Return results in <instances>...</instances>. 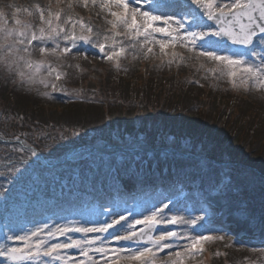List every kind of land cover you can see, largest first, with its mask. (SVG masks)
I'll list each match as a JSON object with an SVG mask.
<instances>
[{"label":"rangeland","instance_id":"1","mask_svg":"<svg viewBox=\"0 0 264 264\" xmlns=\"http://www.w3.org/2000/svg\"><path fill=\"white\" fill-rule=\"evenodd\" d=\"M169 1L173 0H164L162 2H159V0H140V3L134 6L140 7L145 11H153L155 7L158 8L159 12H166L169 15L175 14L177 19L181 18L182 12L192 10L198 17V24L194 25L191 17L184 18L185 28L180 29V37L183 43H181V40H177L175 42L176 46L167 48V55H164L160 52L157 43L145 44L141 48L139 42H136L135 46H132L133 41L122 35L114 37V39L118 42L116 44L117 48L120 46L125 47L124 55L118 59L108 60L105 57L113 46V29L108 21L113 20L114 17L107 10L101 8V0H96L95 4L92 3V0H88L86 6L84 0H0V27L17 28L18 25L15 24V20L19 19L22 23L31 25V28L28 29L29 35L32 31H36L37 35H39V28L41 27H44L47 32V25L41 23L39 14L35 11V5H40L46 9V19L48 18L47 9H50L53 13L60 12V21H56L53 18V25L59 24L65 29L58 36L53 34L51 38L45 36L43 41H33L32 45L29 46L30 56L28 53H20V55L31 61L44 62L45 69H42L36 75L35 83H28L27 81L21 83L20 77L9 72L2 61H0V80L5 83L6 81L12 83V87H9V89L13 90L14 97L25 95L26 102L29 101L32 105L36 101L37 108L39 107L38 110L43 108V112L47 115L58 116L68 113L66 106L72 100L80 101L79 106H76V109L78 108L77 111L80 110L88 114L90 106H92L91 111H96L94 107L99 108L103 102V97L99 94V91L106 80L111 82V80L123 77L125 79H138L143 83L146 81L152 82L153 87L158 94L160 93L162 98L163 96H170L176 89L190 94V96L202 94L204 96L208 95V98L218 99L221 97L223 100H220L219 107L215 109L221 112L219 119L215 116V112L211 111L213 109L208 106L201 111V114L207 117L208 126L211 128L212 124H216L217 131H224L227 134L234 132V125L230 126V122L227 121L231 119L233 112L237 111L233 110V108L240 107V105L243 107L241 112L248 108L253 111L251 112L253 115L256 114V117L264 120V87H258L252 79L240 72H238L236 77H229L228 71L230 69L227 65L200 55L203 50H214L220 55L243 56L248 63L264 68V64L260 62V54L264 52V44L260 42L259 37L255 39L254 45L249 46L244 53L232 52V49L225 45L222 37H205V40H211L210 44L197 37L195 46H193L191 37L184 38L186 32H207L215 29V27L206 21V16H203L202 10L191 4V0H174L176 1L175 3ZM219 2L221 0H218ZM25 8L31 10L33 14L28 15L24 11ZM113 11H120V9L113 8ZM69 16L74 21H83L86 26L91 27L92 31L89 32L87 27L82 29L79 23L74 28L71 22L65 23L64 21ZM156 26L162 27L163 24L158 22ZM173 27H176L175 23H173ZM116 31L124 33L125 29L120 26ZM73 34L76 37L75 40L71 38ZM153 35L157 40L168 39V37H164L160 33H153ZM81 36L88 39L82 40L80 39ZM142 41L143 37L140 38V42ZM5 43H11V39L5 41L3 34L0 33V45ZM100 44L106 45L104 52L100 51ZM41 47L47 48L49 54L42 55L40 52ZM149 47L153 49L151 53L147 51ZM53 48L56 49L55 55L51 54ZM65 48H69L71 51L65 54L63 52ZM253 52H255V55H253ZM47 65L56 68L61 73V79L56 80L55 74L49 76L46 71ZM24 70L28 71L27 69ZM42 79L47 82V87L40 83ZM242 80L247 81V83H241ZM52 84L56 85L55 89L51 87ZM100 85L101 87H99ZM82 87H86L85 91L90 87L91 95H88L89 91L87 95H83ZM228 89H232L233 92L228 91ZM135 93L136 91L134 90L133 95ZM123 95L128 98L132 97L130 93ZM30 97L34 98L35 101ZM24 105L26 106V104ZM27 109L31 110L30 107ZM194 112L196 111L194 110ZM161 114V119H167V121L169 115H172L167 107L161 109ZM246 114H249L248 110ZM244 116L246 115L244 114ZM135 121L139 129L141 124L140 111H136ZM169 124L173 126V132H175L177 122L173 120ZM177 128L176 133L168 134L167 141L169 144L174 140V136L178 137L176 134H179V127ZM32 130L35 132V128H32ZM71 133L72 130L61 133L63 138H60L62 141L60 145L55 143V140L59 139L57 134L51 135L54 137L52 141L61 147L64 142L68 141L67 137L72 135ZM63 134H65V137ZM90 134L98 136L92 131H90ZM35 135L37 138L40 137V134L35 133ZM44 137L47 138L48 135L45 134ZM142 139V136H138L137 141L127 142L125 145H122V143L112 144L137 149L140 145L143 146L145 144ZM84 140L89 141V136L85 137ZM240 140L238 150L241 152L239 153L242 155L241 158H250L253 151L256 152L257 156H261L262 153L257 152L259 146L251 151V146L248 143H244L242 137ZM232 142L236 143V141ZM95 143L98 144L97 146H103L105 142ZM45 145L46 142L43 145L44 148H46ZM20 147L19 149H22V151H19V153L24 157L28 159L38 158L37 154L36 156L31 155L33 150H27L26 152L24 148ZM63 147L66 146L63 145ZM6 151L8 153V150ZM128 154L115 153L109 156L87 150L84 151L83 149L71 159L72 161H68L63 165H67L66 167L71 166L72 169L84 168L91 175L96 173L94 169L103 168L104 177L101 179L103 183L99 184L98 188H102L101 185L103 184L108 186V184L113 183V191L106 188L97 192L93 201L80 199L76 206L70 204L68 207H64L62 206L63 204H58L55 206L56 209H54L48 203H44L39 206L37 211L32 210L34 216L31 218H24L20 215L3 218L0 215V245L22 247L23 243L21 241L9 240L8 237L23 235L37 226L43 227L45 224L48 225V228L41 232L40 238L47 239L48 243L65 242L67 237L57 236L49 238L46 233L53 230L57 224L65 225L71 222L73 226H77V223L79 225L92 226V224L102 220L111 221L118 218L119 215L127 217L126 221H121V224L127 225L150 214L153 208L161 207L164 203L171 201L168 209H165L166 216L170 217L173 214H177L184 216L185 219H190L198 215H204L205 219L198 222L195 226L175 224L161 225L160 227L183 233L186 236L214 234L216 236L223 235L224 239H214L205 242L202 245L203 251L192 258H189L185 249L187 241H176L173 249H165L157 255L156 264H170L172 260L177 259L175 257L176 250L181 251L184 264H264V245H261V243H247L239 235L243 233L248 237L257 236L262 240L264 238V216L252 211L246 199L242 198L239 200L238 205L231 202L222 203V201L219 202L214 199L217 190L222 184L219 176L215 174L216 171L212 172L209 175V179H207L204 177L205 172L203 170L196 171L191 169L186 161L181 163L177 161L174 155H163L160 153L161 156H158L159 154L154 156L151 155L154 154L153 151H146L144 154L142 153L143 155ZM113 156H118V162L116 161L117 165L115 166H112L110 160H108L109 162L106 161V158L110 157L112 159ZM132 156H136V158L132 159ZM261 158L257 164V171L264 167V156L262 155ZM38 160L45 165L42 159L38 158ZM59 160H62V158H59ZM47 161H50V159ZM177 164H181V167L178 168ZM58 166L61 167V165ZM91 175L83 180L86 190L89 186L87 185L88 182L92 183L95 180L90 177ZM94 175L97 177L96 174ZM181 175L182 177H180ZM178 178L182 180L179 185L177 184ZM182 188L188 193L185 200H182L177 193ZM237 213L243 214V217L237 215ZM224 221L232 227L231 230L225 232L222 230L223 228H219L221 226L218 225H224ZM141 226H136V230L138 231ZM119 227V225L116 226V228ZM116 228L110 229V231H115ZM68 235L77 239L85 238L83 233L73 232ZM97 235L101 236L102 239L108 237L107 233L87 234L89 239ZM35 239L33 238V242ZM99 243L98 241L97 246H99ZM105 243L106 246L112 248L131 246L118 244L117 241H113L111 238H108ZM169 252H172L171 256L168 255ZM61 255H70L75 257L76 260H86V258L80 256L78 249L62 250ZM90 255L98 260L99 264H103V260L100 259L101 254L90 252ZM42 261H49L50 264H62L61 261H54L50 257L43 256L35 260L24 259L15 263H11L5 257H0V264H38V262ZM121 264H124V262L121 261Z\"/></svg>","mask_w":264,"mask_h":264},{"label":"trees","instance_id":"2","mask_svg":"<svg viewBox=\"0 0 264 264\" xmlns=\"http://www.w3.org/2000/svg\"><path fill=\"white\" fill-rule=\"evenodd\" d=\"M119 78L111 82L106 80L102 87L99 86L103 102L99 108L94 107L96 111L90 110L92 106L88 108V114L77 111L76 106H79L80 101L72 100L66 106L68 113L58 116L45 114L43 108L38 110L37 102L32 97L30 98L35 101L33 105L29 101L26 102L25 95L14 97L13 90L9 89L12 83L0 80V135L7 134L9 138L19 135L21 141L35 146L46 160L50 159L49 164L54 163L71 147L100 141L125 145L127 142L137 141L138 136H142V140L152 147L170 146L178 152L174 155L177 161L181 163L186 161L193 170H203L207 179L216 171L215 174L222 183L215 195L217 200L238 205L239 200L246 199L252 211L264 216V177L260 175L264 174V167L257 171L258 161L262 159V155L264 156V120L256 117V114L253 115L251 113L253 111L248 108L241 112L243 107L240 105L233 108L237 111H234L231 119L227 121L230 122V126L234 125V132L227 134L224 131H217L216 124H212L210 128L207 117L201 114L208 106L219 119L221 112L215 109L219 107L220 100H223L221 97L208 98V95L202 94L190 96L176 89L170 96L162 98L150 81L143 83L138 79ZM85 88L82 87L83 95H87L88 91V95H91V88L88 87L87 91ZM228 91L233 92L232 89ZM129 93L132 95L131 98L122 96ZM29 107L31 110L27 109ZM163 107L169 108L172 113L168 121L161 119ZM247 110L249 114H246ZM136 111L141 112L139 129L135 121ZM173 120L177 122L175 132L173 126L169 124ZM177 127L179 134L176 135L182 136L179 138L174 136V140L169 144L168 134L176 133ZM32 128H35V132ZM71 130L72 135L63 143L66 147L63 145L60 147L63 138L61 133ZM90 131L98 136H93ZM35 133L40 134V137L37 138ZM45 134L48 135L47 138L44 137ZM55 134L59 138L55 143L59 145L52 141L54 137L51 135ZM63 135L65 137V134ZM88 136L90 140H84ZM241 137L244 143L251 146V151L259 146L257 152L262 153L261 156H257L253 151L250 158H241L242 155L239 154L241 152L238 150ZM45 142L46 148L43 146ZM16 146L20 147L18 144ZM6 150L0 142V204L5 216L23 215L25 218H31L34 216L32 210L37 211L39 206L46 202L52 205L68 203L79 189L85 190L83 180L91 175L84 168L72 169L71 166L66 167L67 165L47 168L38 158L28 159L19 151L7 153ZM53 154L55 155L51 157ZM180 154H187L193 158H186ZM153 155L161 156L160 153ZM6 156H11L13 164L11 172L4 163ZM117 160L118 158L114 157L110 161L116 163ZM177 161L175 160L176 163ZM177 166L180 168L181 164ZM98 171L101 172L98 175L102 174L103 168H98ZM92 174L95 179V173ZM237 215L243 217V214Z\"/></svg>","mask_w":264,"mask_h":264},{"label":"snow or ice","instance_id":"3","mask_svg":"<svg viewBox=\"0 0 264 264\" xmlns=\"http://www.w3.org/2000/svg\"><path fill=\"white\" fill-rule=\"evenodd\" d=\"M87 2L88 0H84L85 6ZM92 3L95 4L96 0H92ZM139 3L140 0H101V8L107 10L114 17L113 20L108 21L113 29V46L107 53L106 59H118L124 55L125 47L120 46L117 48L116 44L118 42L114 39V37L122 35L133 41L132 46H135L136 42H139L141 48L145 44L157 43L160 52L167 55L166 49L175 47V42L181 40L180 29L185 28L184 18L191 17L192 23L194 25L198 24V17L192 10L182 12L181 18L177 19L175 14L169 15L166 12H159L158 8L155 7L153 11H145L140 7L134 6ZM191 4L201 9L203 16H206L208 20L215 21L217 24V28L207 32H186L184 38L191 37L193 46H195L197 37L200 40H204L207 44H210L211 40H205V37H226L232 44L248 48L254 45L258 35L260 42L264 44V0H221L219 3L218 0H191ZM113 8L120 9V11H113ZM24 11L28 15L33 14L27 8ZM35 11L39 14L41 23L47 25V32L44 27H41L39 28V35H37L36 31H32L29 35L28 29L31 28V25L22 23L19 19L15 20V24L18 25L17 28L0 27V33L3 34V39L5 41L11 39V43L0 45V53H2L0 55V61L5 64L9 72L20 77L21 83L25 81L35 83L36 75L42 69H45V64L43 61L34 62L26 59L20 53H28L30 56L29 46L32 45L33 41H43L45 36L51 38L53 34L58 36L60 32L65 31L59 24L53 25V18L56 21H60V12L53 13L50 9H47L48 18L46 19L45 8L40 5H35ZM245 20L247 21L246 23ZM64 22H71L73 28L79 23L82 29L87 27L89 32L92 31L91 27L86 26L83 21H74L71 16L67 17ZM158 22L162 23L163 26H156ZM173 23H175L176 27H173ZM120 26H123L125 29L124 33L116 31ZM153 33H160L164 37H168V39L157 40ZM141 37H143L142 42H140ZM71 38L73 40L76 39L74 34ZM80 39L87 40L88 38L81 36ZM181 43H183V40H181ZM105 48V44L99 45L101 52H104ZM69 51H71L69 48L63 50L65 54ZM147 51L151 53L153 49L149 47ZM40 52L42 55L49 54V50L45 47H41ZM51 54H56L55 48L51 50ZM200 55L227 65L230 69L228 71L229 77H236L238 72H240L247 75L249 79H252L258 87H264V68L248 63L243 56L220 55L214 50H203L200 52ZM253 55H255V52H253ZM260 62L264 64V52L260 54ZM117 66L119 65L117 64ZM46 71L49 76L55 74L56 80L61 79V73L51 65H47ZM40 83L44 84L45 87L48 86L47 82L43 79ZM241 83H247V81L242 80ZM51 87L55 89L56 85L52 84ZM13 140L18 142L20 140L19 135L11 138L7 134L0 136V142L3 143L8 151L12 153L22 151V149H19L13 143ZM31 155L36 156V152L32 151ZM4 163L9 172H11L13 170L11 156H6ZM169 203H164L161 207L153 208L150 214L143 216L141 219H136L127 225L121 224V221L127 220V217L124 215H119L118 218L112 219L111 221L102 220L92 224V226L79 225L78 223L77 226H73L71 222L65 225L57 224L53 230L46 233V236L49 238H55L57 236L67 237L65 242L60 243H48L47 239L40 238L41 232L45 228H48V225L45 224L43 227L37 226L23 235L9 236V240L21 241L23 246L9 247L7 245H0V257H5L11 261H19L24 259L35 260L43 256L50 257L54 261H61L62 264H99V261L90 255V252H95L101 254L100 259L103 260V264H121V261L124 264H156L157 255L165 249H173L176 241H187L185 249L187 250L189 258H192L203 251L202 245L205 242L214 239H224L223 235L216 236L214 234L186 236L183 233L160 227L161 225L175 224L195 226L198 222L205 219L204 215H198L190 219H185L184 216L177 214L168 217L165 214V209H168ZM117 225L120 227L116 228ZM138 225L143 226L139 231L136 230V226ZM114 228H116L115 231H110V229ZM73 232L83 233L85 234V238L77 239L68 235ZM89 233H107L108 237L102 239L101 236L97 235L89 239L87 236ZM33 238H36L34 242ZM108 238L117 242L132 241L135 243V247H108L105 243ZM98 241L100 242L99 246H97ZM67 249H78L80 256L86 258V260H76L73 256L61 255L62 250ZM168 255L171 256L172 252H169ZM175 257L177 259L172 260L170 264H184L180 250L175 251ZM38 264H50V262L42 261L38 262Z\"/></svg>","mask_w":264,"mask_h":264},{"label":"water","instance_id":"4","mask_svg":"<svg viewBox=\"0 0 264 264\" xmlns=\"http://www.w3.org/2000/svg\"><path fill=\"white\" fill-rule=\"evenodd\" d=\"M256 15H258V13H256ZM212 24H214L215 26H217L216 22L215 21H211L209 20ZM247 21L245 20V23ZM259 36V35H258ZM225 40H226V44L233 47V48H236L237 50H244L245 48L240 46V45H235V44H232L231 41L229 39H227L226 37H224ZM21 145H23L22 142H19ZM24 146V145H23ZM32 150H34L37 154V156H39L40 158H42V156L39 154V152L34 149L33 147H31ZM88 150V151H91V152H100V153H108L107 150H111V152L109 153H112V152H122V153H131V154H134V153H138V152H143L145 151L144 149H146L147 151L149 150H157V151H161V152H164V153H172L173 151H171L170 149L168 148H151V147H147V148H138V149H133L131 147H121V146H115V145H110V144H103V146H84L82 148H73L71 150H69L68 152H66L65 156H64V159L62 161H58L56 162V164H60V163H63V162H67L69 160H71L74 155L78 154L81 150ZM120 243H130V244H135L134 242L132 241H119Z\"/></svg>","mask_w":264,"mask_h":264},{"label":"bare ground","instance_id":"5","mask_svg":"<svg viewBox=\"0 0 264 264\" xmlns=\"http://www.w3.org/2000/svg\"><path fill=\"white\" fill-rule=\"evenodd\" d=\"M159 1H162V0H159Z\"/></svg>","mask_w":264,"mask_h":264}]
</instances>
